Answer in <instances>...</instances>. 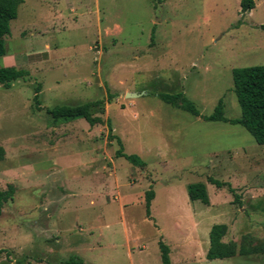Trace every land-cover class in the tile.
Listing matches in <instances>:
<instances>
[{
    "label": "rangeland",
    "instance_id": "obj_1",
    "mask_svg": "<svg viewBox=\"0 0 264 264\" xmlns=\"http://www.w3.org/2000/svg\"><path fill=\"white\" fill-rule=\"evenodd\" d=\"M241 2L25 0L0 58L30 74L0 85V191L15 187L0 217V264H162L161 236L172 264H264V146L158 97L183 93L202 116L222 100L226 118L241 117L233 71L264 66V0L245 17ZM95 101L112 134L47 113ZM115 137L144 169L116 158ZM209 178L230 183L239 203ZM196 183L210 206L190 200ZM225 221L229 241L244 242L234 258L209 261L206 239Z\"/></svg>",
    "mask_w": 264,
    "mask_h": 264
},
{
    "label": "trees",
    "instance_id": "obj_2",
    "mask_svg": "<svg viewBox=\"0 0 264 264\" xmlns=\"http://www.w3.org/2000/svg\"><path fill=\"white\" fill-rule=\"evenodd\" d=\"M25 3V0H0V58L2 59L6 54L5 37L11 34V22L18 18L19 8ZM255 8L254 0H242L241 14L245 17ZM243 21L238 23L237 27L244 25ZM264 31V26L260 27ZM154 40V36H152ZM30 77L26 70H18L15 67H0V85L5 88H11L12 84L20 80H27ZM234 92L237 96L238 103L242 110V115L238 119H228L225 117L224 104L221 100L216 107L214 113L210 116H202L196 105L185 97V94H158V97L166 104L174 108L184 110L192 116L201 118L208 122H224L231 125L242 126L254 138L256 143L264 146V66L247 67L235 69L233 71ZM40 87L36 89L35 101L38 105ZM104 101L89 102L83 105L57 106L49 109L47 113L53 117L54 120L76 121L84 119L91 127L96 125H104L112 134L113 127L111 121L106 122L101 117L96 116L99 110L101 114L104 113ZM120 149L116 153V158H123L130 162L134 167L144 169L146 163L136 155H128L125 153L122 141L115 137ZM5 150L0 148V162L5 159ZM210 184L216 186L218 189H228L229 193L235 198V203H239V197L236 190L230 183H225L214 178H209ZM189 198L192 202L200 201L206 206H210V197L207 186L204 183H196L188 186ZM15 187L9 186V190L0 191V217L3 213L4 205L14 199ZM145 210L146 217H152V202L155 200L156 194L154 190H150L145 195ZM228 232L227 225H215L210 232V248L207 253V260H225L235 257L238 253V246L235 243L226 244L223 238ZM244 242V241H243ZM161 253L162 264H172L171 250L168 245L160 237L158 242ZM254 251V250H250ZM245 250H240L243 254ZM4 250H0V260L2 259ZM66 264H84V261L77 258L71 259Z\"/></svg>",
    "mask_w": 264,
    "mask_h": 264
},
{
    "label": "crops",
    "instance_id": "obj_3",
    "mask_svg": "<svg viewBox=\"0 0 264 264\" xmlns=\"http://www.w3.org/2000/svg\"><path fill=\"white\" fill-rule=\"evenodd\" d=\"M254 10V9H253ZM251 13V12H250ZM248 15V14H247ZM246 15V16H247ZM156 198V197H155ZM196 202H198V201H196ZM210 202H211V199H210ZM226 222V221H225ZM226 224H227V222H226ZM227 226H228V232H227V234H226V236L223 238V242L224 243H226V244H230V243H235L236 245H241V243L240 242H242L243 240H239V239H237V240H231V241H229V234H230V232H231V227L227 224ZM251 234H253V233H250V234H246V235H251ZM205 235H207V237L206 238H208V231H206V234ZM242 236V235H241ZM252 237H254L253 235H251ZM250 237V236H249ZM242 239H244L243 238V236H242ZM206 241H207V245H205V246H207L206 247V250L208 249V246L210 245V243L208 244V239H206ZM209 248H210V246H209ZM209 250V249H208ZM208 252V251H207ZM234 258V257H233ZM232 259V258H231Z\"/></svg>",
    "mask_w": 264,
    "mask_h": 264
},
{
    "label": "water",
    "instance_id": "obj_4",
    "mask_svg": "<svg viewBox=\"0 0 264 264\" xmlns=\"http://www.w3.org/2000/svg\"><path fill=\"white\" fill-rule=\"evenodd\" d=\"M139 96L140 95H138V94H132V93L126 95L127 98H137Z\"/></svg>",
    "mask_w": 264,
    "mask_h": 264
}]
</instances>
